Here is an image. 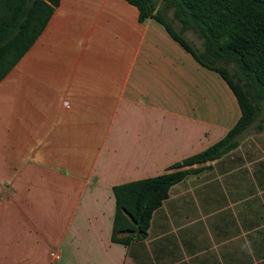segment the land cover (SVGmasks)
Masks as SVG:
<instances>
[{"label":"crops","instance_id":"crops-1","mask_svg":"<svg viewBox=\"0 0 264 264\" xmlns=\"http://www.w3.org/2000/svg\"><path fill=\"white\" fill-rule=\"evenodd\" d=\"M240 117L219 74L135 6L60 0L0 80V264H264V156L247 159L243 142L173 185L146 238L111 241L113 187Z\"/></svg>","mask_w":264,"mask_h":264},{"label":"trees","instance_id":"trees-1","mask_svg":"<svg viewBox=\"0 0 264 264\" xmlns=\"http://www.w3.org/2000/svg\"><path fill=\"white\" fill-rule=\"evenodd\" d=\"M60 0H0V80L17 64L46 27ZM139 11V20L160 23L202 67L214 71L237 99L241 117L226 136L203 151L169 166L163 173L113 187L115 215L111 241L125 246L147 236L152 214L170 188L235 149L238 136L252 123L255 106L248 92L217 63L234 64L246 84L264 95V0H162L173 10L181 32L201 40L198 53L163 20L156 0H125Z\"/></svg>","mask_w":264,"mask_h":264},{"label":"rangeland","instance_id":"rangeland-1","mask_svg":"<svg viewBox=\"0 0 264 264\" xmlns=\"http://www.w3.org/2000/svg\"><path fill=\"white\" fill-rule=\"evenodd\" d=\"M157 9L160 11L163 20L180 36L195 52L202 50L201 40L192 31L181 32L180 24L173 18V10L166 8L162 0H156ZM218 67L225 68L235 83L240 84L244 91L248 92L250 99L255 106V115L252 123L238 136V142H243L245 153L248 158H259L264 156V95L259 89L246 84L236 71L233 63L222 61L216 64ZM262 143V145L260 144ZM260 144L261 148L257 145Z\"/></svg>","mask_w":264,"mask_h":264}]
</instances>
